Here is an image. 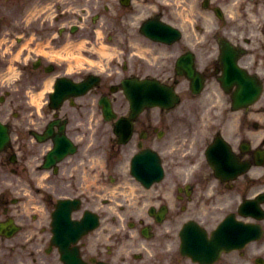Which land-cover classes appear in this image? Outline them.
<instances>
[{
    "label": "flooded vegetation",
    "instance_id": "obj_1",
    "mask_svg": "<svg viewBox=\"0 0 264 264\" xmlns=\"http://www.w3.org/2000/svg\"><path fill=\"white\" fill-rule=\"evenodd\" d=\"M26 2L0 0V264H264V0H161L146 9L179 30L170 43L130 30V2L103 5V16L88 2L79 9L103 20L113 49L103 63L70 61L79 24L26 21ZM92 25L88 41L99 44ZM150 51L151 73L174 83L179 101L133 120L132 143L164 154L162 179L145 187L130 174V138L119 143L114 127L130 113L122 79L141 76ZM186 69L203 78L199 92ZM100 72L53 106L58 78ZM216 138L222 164L210 165ZM60 199L77 201L70 223L54 222Z\"/></svg>",
    "mask_w": 264,
    "mask_h": 264
},
{
    "label": "rangeland",
    "instance_id": "obj_2",
    "mask_svg": "<svg viewBox=\"0 0 264 264\" xmlns=\"http://www.w3.org/2000/svg\"><path fill=\"white\" fill-rule=\"evenodd\" d=\"M83 0H71L68 1L67 3V7L69 5V10L67 12V14L65 15V13H63V16H68V20L70 21H76V15L77 13L80 11L78 5H83L82 4ZM29 2V1H28ZM28 2H27V6H28ZM87 1L85 2L84 0V6L85 7H89L90 4H86ZM32 4L36 5V22L39 23H45V22H52L53 24L56 22L55 20V15L56 16H60L61 13H57L58 11H61V6L62 4V0H35L32 2ZM74 10V11H73ZM90 10V9H89ZM94 10H97V8H94ZM88 10H85V12H80L81 14H84L85 16H87ZM87 12V13H86ZM57 13V14H56ZM20 16H23V14H21ZM64 17V18H65ZM60 19H62L63 17H59ZM59 19V20H60ZM64 20V19H63ZM62 21V20H60ZM57 23H55L56 25ZM85 28V27H84ZM84 28H81L80 31L78 33H76V35H72L69 36V38H81V37H86L87 34L85 33ZM88 38V37H86ZM68 50H69V54H76V53H83V54H90V55H94V54H99V51H94L91 47H89V43H83L81 45V47L77 46V44L72 43L68 46ZM154 112H149L150 115L152 117H159L157 109H153Z\"/></svg>",
    "mask_w": 264,
    "mask_h": 264
},
{
    "label": "water",
    "instance_id": "obj_3",
    "mask_svg": "<svg viewBox=\"0 0 264 264\" xmlns=\"http://www.w3.org/2000/svg\"><path fill=\"white\" fill-rule=\"evenodd\" d=\"M139 86L141 87H145L148 90L145 92V94L141 93V92H137V91H132L133 89L130 88L131 92H130V99L134 102H138V103H144L143 102V98L142 96H145L146 100H149L147 102L150 103H165L167 102V100L169 99V96H172V93H164L161 88L156 87L157 84L155 82H145L144 84H139ZM146 86H151L150 87H146ZM82 87V86H80ZM156 87V88H155ZM61 90V87L57 89L56 94H58ZM81 90V89H80ZM136 110V109H135Z\"/></svg>",
    "mask_w": 264,
    "mask_h": 264
}]
</instances>
